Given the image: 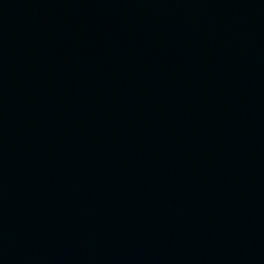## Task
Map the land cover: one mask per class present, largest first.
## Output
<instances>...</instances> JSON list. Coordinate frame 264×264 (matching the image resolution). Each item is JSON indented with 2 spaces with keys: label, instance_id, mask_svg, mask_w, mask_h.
Wrapping results in <instances>:
<instances>
[{
  "label": "water",
  "instance_id": "1",
  "mask_svg": "<svg viewBox=\"0 0 264 264\" xmlns=\"http://www.w3.org/2000/svg\"><path fill=\"white\" fill-rule=\"evenodd\" d=\"M0 264H264V0H0Z\"/></svg>",
  "mask_w": 264,
  "mask_h": 264
}]
</instances>
